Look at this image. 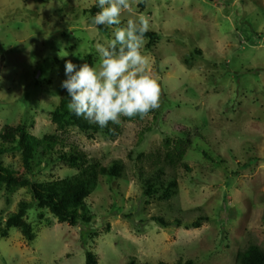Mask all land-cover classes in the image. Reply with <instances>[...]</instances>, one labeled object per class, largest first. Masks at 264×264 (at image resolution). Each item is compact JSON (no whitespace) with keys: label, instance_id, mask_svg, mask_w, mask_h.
Masks as SVG:
<instances>
[{"label":"rangeland","instance_id":"374dc122","mask_svg":"<svg viewBox=\"0 0 264 264\" xmlns=\"http://www.w3.org/2000/svg\"><path fill=\"white\" fill-rule=\"evenodd\" d=\"M129 2L121 24L103 32L86 13L98 0H0V132L23 124L37 137L55 133L52 112L65 91V62L99 69L96 44L106 46L116 27L141 15L158 34L151 48L146 38L142 54L161 86L157 115L123 123L119 138L91 140L77 129L66 135L69 146L105 166L125 164L122 178L101 177L87 200L92 224L71 227L46 212L50 221L41 222L34 205L27 221L35 240L12 228L0 237V264H85L87 250L99 264L132 258L137 264H235L249 243L264 249V0ZM184 130L193 137L185 159L191 171H176L178 195L145 197L141 178L159 166L165 139L182 138ZM3 162L38 181L76 173L58 160L37 158L26 174L18 152ZM30 199L27 188L10 201L1 192L0 223ZM158 216L184 225L200 216L208 221L199 229H163L152 221ZM89 231L98 236L83 246L82 233Z\"/></svg>","mask_w":264,"mask_h":264},{"label":"trees","instance_id":"16d2710c","mask_svg":"<svg viewBox=\"0 0 264 264\" xmlns=\"http://www.w3.org/2000/svg\"><path fill=\"white\" fill-rule=\"evenodd\" d=\"M100 9L95 5L86 13H91L93 17ZM106 32L105 25L98 26ZM146 38L149 39L147 45L151 48L156 44L158 34L148 31ZM201 55V50H196ZM71 98L65 89L62 98L52 112V124L55 126V133L37 137L31 134L25 125H6L0 132V193L5 192L7 201L19 190L27 188L30 191L31 199L22 200L18 203L16 212L11 213L4 223H0V237L7 238L12 228L19 230L24 238L32 242L36 238L32 225L27 221L28 211L36 205L40 212L38 220L49 222L45 216H53L58 223H67L71 227L91 225L93 217L91 214L88 199L98 188L101 177L122 178L125 164L122 160H114L111 165L105 166L96 158L90 157L75 145H68L66 135L71 129L86 134L91 140L98 134H103L111 139H117L122 134L123 123L140 122L147 116L157 115L154 109L143 119L139 115L135 117H121V123L114 125L111 122L107 127L101 128L96 123H90L83 117L76 116L67 108ZM150 132L151 129L147 128ZM193 146L192 133L184 130V137L178 139L166 138L164 152L159 166L146 178H141L143 194L147 198L158 197L163 200H171L178 195L179 181L176 171L184 169L190 173V167L185 159L188 151ZM69 147V150L65 149ZM18 152L21 157L24 172L31 174L34 172V161L41 158L47 162L58 160L76 173L63 179H51L38 181L27 178L20 174L11 166L3 162V157L9 153ZM205 156L208 154L205 153ZM141 156H143L141 154ZM208 157V156H207ZM218 159H221L217 157ZM152 221L163 229L170 227L182 228L186 230L199 229L208 218L198 217L190 224L184 225L180 220L169 222L163 217H153ZM97 232L89 231V236L82 233L81 240L86 246V239H94ZM85 264H99L97 255L90 250L86 251ZM127 264H137L135 258L130 259ZM159 264H167L160 262ZM176 264H195L191 259L178 260ZM235 264H264V249L255 243H249L244 249L237 252Z\"/></svg>","mask_w":264,"mask_h":264},{"label":"clouds","instance_id":"9594fccd","mask_svg":"<svg viewBox=\"0 0 264 264\" xmlns=\"http://www.w3.org/2000/svg\"><path fill=\"white\" fill-rule=\"evenodd\" d=\"M98 7L92 24L112 27L121 24L122 13L131 5L129 0H98ZM149 29L150 19L143 15L116 27L106 46L96 44L99 69L84 63L77 70L71 60L65 62L67 79L61 87L71 98L70 112L104 128L109 122L119 125L121 116L143 119L160 107V83L148 70L149 58L142 54Z\"/></svg>","mask_w":264,"mask_h":264}]
</instances>
